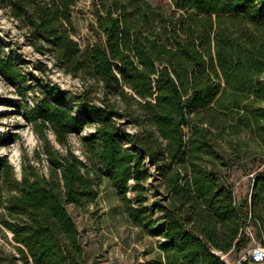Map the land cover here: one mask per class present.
I'll return each mask as SVG.
<instances>
[{"label": "trees", "instance_id": "trees-1", "mask_svg": "<svg viewBox=\"0 0 264 264\" xmlns=\"http://www.w3.org/2000/svg\"><path fill=\"white\" fill-rule=\"evenodd\" d=\"M78 3L0 0L34 52L82 81L75 94L34 87L0 46V73L30 99L16 104L46 161L25 155L17 177L0 155V232L26 264H88L67 205L94 202L106 179L127 221L164 239L161 264L252 263L239 258L264 247V161L238 201L226 153L243 133L264 143V0H170L169 11L91 0L97 37L84 47ZM85 128L80 157L70 136Z\"/></svg>", "mask_w": 264, "mask_h": 264}, {"label": "rangeland", "instance_id": "rangeland-1", "mask_svg": "<svg viewBox=\"0 0 264 264\" xmlns=\"http://www.w3.org/2000/svg\"><path fill=\"white\" fill-rule=\"evenodd\" d=\"M148 1L153 6L170 10V0ZM90 6L91 0H79L73 17L75 37L83 47L97 37L89 12ZM0 46L5 52L13 54L21 69L28 74L30 85L41 87L43 81L50 80L72 94L81 89L82 81L79 78L57 68L48 55L33 51L26 43L17 23L1 8ZM38 62L45 63L46 70L41 71ZM17 101L31 105L29 98L18 94L17 85L8 83L0 73V155L7 156L15 174L20 177L21 163L25 155L42 170H45L46 161L41 154V141L17 106ZM68 107L73 108V103H69ZM92 132L93 129L85 128L70 136L73 150L78 156L81 157L78 137ZM233 139V145L227 148L226 158L230 163L228 171L230 181L234 185V193L237 200L242 201L249 198L253 175L263 164L264 143L250 132ZM67 209L77 224L88 264H161L162 255L158 243L164 242V239L147 234L127 221L106 179L100 185L99 196L94 202L83 208L69 204ZM258 247L263 248L256 244L252 251ZM251 252L241 254L239 260L245 261ZM223 258L227 264L235 262L231 256L224 255ZM0 264H26L15 250L9 231L0 232ZM27 264L33 263L29 261Z\"/></svg>", "mask_w": 264, "mask_h": 264}, {"label": "built area", "instance_id": "built-area-1", "mask_svg": "<svg viewBox=\"0 0 264 264\" xmlns=\"http://www.w3.org/2000/svg\"><path fill=\"white\" fill-rule=\"evenodd\" d=\"M252 263H263L264 262V247H258L254 249L248 256ZM239 261H235L232 264H238Z\"/></svg>", "mask_w": 264, "mask_h": 264}, {"label": "crops", "instance_id": "crops-1", "mask_svg": "<svg viewBox=\"0 0 264 264\" xmlns=\"http://www.w3.org/2000/svg\"><path fill=\"white\" fill-rule=\"evenodd\" d=\"M237 183V182H236ZM235 197H236V195H235ZM236 199H237V197H236Z\"/></svg>", "mask_w": 264, "mask_h": 264}]
</instances>
